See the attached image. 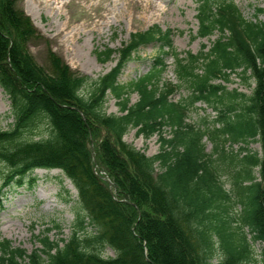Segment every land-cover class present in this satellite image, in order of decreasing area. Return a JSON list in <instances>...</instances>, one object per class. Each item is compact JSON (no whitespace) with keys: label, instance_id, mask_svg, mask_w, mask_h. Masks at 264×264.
<instances>
[{"label":"trees","instance_id":"16d2710c","mask_svg":"<svg viewBox=\"0 0 264 264\" xmlns=\"http://www.w3.org/2000/svg\"><path fill=\"white\" fill-rule=\"evenodd\" d=\"M196 1L199 29L193 39L219 36L208 52L182 56L174 48V31L153 26L131 34L122 49L98 50L101 62L114 55L118 60L108 74L91 80L52 52L51 69L40 66L28 47L39 35L30 17L15 0H0V86L13 118L10 130L0 129V163L7 167L0 207L8 188L22 186L36 170L56 169L72 181L80 207L68 239L45 234L31 253L5 239L0 264H211L217 248L225 255L219 264H244L251 259V241L237 231L249 228L252 240L264 242V23L248 21L230 0ZM154 43L161 54H172L179 83L162 82L169 66L161 56L143 77L119 83L133 55ZM234 74L254 82L251 95L229 90ZM180 89L189 90V97L173 101ZM108 94L122 115L105 113ZM132 94L139 97L135 104ZM198 103L219 113L218 127L203 130L187 122ZM43 122L46 137L28 139ZM164 127L172 137H160L154 157L123 140L131 129L151 138ZM102 131L109 137L99 141ZM208 132L219 139L215 149L222 161L229 156L221 140L261 143L262 156L245 147L244 154L230 156L231 165L239 158L232 193L205 152ZM232 196L242 206L236 216ZM106 247L117 256L104 258Z\"/></svg>","mask_w":264,"mask_h":264},{"label":"rangeland","instance_id":"374dc122","mask_svg":"<svg viewBox=\"0 0 264 264\" xmlns=\"http://www.w3.org/2000/svg\"><path fill=\"white\" fill-rule=\"evenodd\" d=\"M15 1L16 7L30 17L39 33L28 45L36 62L49 71L51 69L49 54L52 52L62 58L73 72L91 80H98L108 74L118 60V55H114L113 60L103 63L97 57L98 50L104 51L107 47L114 50L122 49L130 41L131 34L148 30L153 26H159L163 31H174V48L182 56H185L186 52L193 54L208 52L212 42L219 37L215 34L210 38L193 39L199 29L196 0H51L49 5L43 0ZM230 1L236 4L248 21L264 23V0ZM260 9L263 11L260 12ZM158 56L164 57L165 63L169 66L163 74L162 82L179 83L174 71L172 54H161L159 45L155 43L142 47L133 55V60L123 69L118 79L119 83L129 85L146 75ZM254 87L253 81H246L235 74L232 76V82L228 84L229 90L238 89L248 96L252 94ZM89 89L90 87H86L83 91L87 93ZM189 94V90L180 89L171 96V99L180 101L189 97ZM138 99L137 94H132L131 104H135ZM10 105L9 97L0 86V129L4 131L10 130L13 124ZM104 107L105 113L109 116L122 115L117 99L111 94H108ZM195 107L188 114V123L203 130L219 126L217 125L219 113L212 107L204 103H198ZM41 126L37 132L28 134L27 138L40 140L46 137L49 129L44 122ZM212 135L208 132L204 138L205 152L213 155L212 163L215 161L218 166L220 182L222 181L227 191L232 193L233 172L239 169V164H236L239 158L231 165L230 156L244 154L245 151H241L242 147L247 149V153H259L262 156L261 143L224 144L221 140V143L226 145L225 151L229 156L222 161L215 149L219 139L213 141ZM161 136L172 137V129L164 127L151 138L139 135L137 129H131L123 140L147 156L154 157L161 151ZM105 137H109L108 133L102 131V138L99 141ZM157 170L161 171L159 167ZM255 174L258 176L257 169ZM6 175L7 167L0 163V184ZM235 198L232 200L234 202L231 204V211L236 216L241 213L242 206ZM79 208L78 191L61 170H36L22 186L14 185L5 192L0 207V242L7 239L12 242L13 247H20L31 253L41 248L40 239L45 234L55 241L68 239L73 231L76 211ZM236 226L234 229L240 230V227ZM96 232L94 228H88V233L94 235ZM237 233L241 237L246 233L251 241V259L244 264H264V242L252 240L254 234L249 228ZM216 253L211 264H219L224 259V252L220 248H217ZM102 256L115 258L117 254L111 247H106L102 251Z\"/></svg>","mask_w":264,"mask_h":264},{"label":"bare ground","instance_id":"6f19581e","mask_svg":"<svg viewBox=\"0 0 264 264\" xmlns=\"http://www.w3.org/2000/svg\"><path fill=\"white\" fill-rule=\"evenodd\" d=\"M38 1V0H37ZM40 1V0H39ZM101 1V0H100ZM103 1V0H102ZM43 2L44 3H46V4H50L51 3V0H43ZM108 2V1H107ZM142 2V1H141ZM36 3V2H35ZM62 3V2H61ZM42 4V3H41ZM100 4V3H99ZM103 3H101V5H102ZM112 5V4H111ZM50 7V6H49ZM57 7V6H56ZM55 7V8H56ZM67 7V6H66ZM65 7V8H66ZM95 8V7H94ZM98 8V7H97ZM48 9H50V8H48ZM89 9V8H88ZM99 10V9H98ZM84 11V10H83ZM87 12V11H86ZM85 15V14H84ZM90 15V14H89ZM88 18V17H87ZM72 19V18H71ZM91 19V18H90ZM87 20V19H86ZM74 21V20H73ZM82 21H84V19L82 20ZM86 22V21H85ZM75 23H77V22H75ZM85 24V23H84ZM75 25V24H74ZM90 25V24H89ZM71 26H73V25H71ZM90 27V26H89ZM68 34V33H67ZM71 34V33H70ZM62 35V34H61ZM66 35V34H65ZM69 35V34H68ZM71 36V35H70Z\"/></svg>","mask_w":264,"mask_h":264},{"label":"water","instance_id":"95a60500","mask_svg":"<svg viewBox=\"0 0 264 264\" xmlns=\"http://www.w3.org/2000/svg\"><path fill=\"white\" fill-rule=\"evenodd\" d=\"M110 184L112 185V183L110 182Z\"/></svg>","mask_w":264,"mask_h":264}]
</instances>
